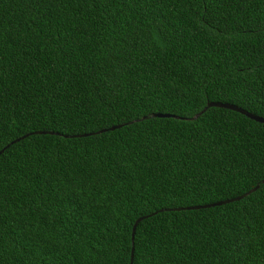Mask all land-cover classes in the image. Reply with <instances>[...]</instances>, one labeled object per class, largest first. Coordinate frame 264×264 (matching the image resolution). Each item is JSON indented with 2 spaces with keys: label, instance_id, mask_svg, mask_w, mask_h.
<instances>
[{
  "label": "trees",
  "instance_id": "16d2710c",
  "mask_svg": "<svg viewBox=\"0 0 264 264\" xmlns=\"http://www.w3.org/2000/svg\"><path fill=\"white\" fill-rule=\"evenodd\" d=\"M209 102L264 118V0H0V264H264V124Z\"/></svg>",
  "mask_w": 264,
  "mask_h": 264
},
{
  "label": "water",
  "instance_id": "95a60500",
  "mask_svg": "<svg viewBox=\"0 0 264 264\" xmlns=\"http://www.w3.org/2000/svg\"><path fill=\"white\" fill-rule=\"evenodd\" d=\"M211 108H219V109H226V110H230V111H233V112H236V113H239L255 122H258V123H262L264 124V118L262 117H259L257 115H254L252 113H250L249 111L237 106V105H234V104H231V103H222V102H209L206 107L203 109V111L198 114L197 116H195L192 120H196L198 119L202 114H204L205 112H207L209 109ZM152 118H157V119H169V118H172V119H179V120H185V118H182V117H179V116H176V115H173V114H169V113H156V114H153L151 116ZM144 119H147V117H144ZM123 125H119V126H114V127H111V128H108V129H105V130H102V131H98V132H95V133H90V134H83V135H75V136H66L67 138H83V137H88V136H94V135H99V134H102V133H105V132H109V131H114L116 129H119V128H122ZM37 135L39 134H54V133H48V132H37L35 133ZM29 135H26V136H23L21 138H18L14 141H12L10 144H8L4 149H2L0 151V156L7 150L9 149L12 145L20 142L21 140H24L25 138H27ZM262 183L264 184V180L262 181ZM260 188V185H257L254 189H252L250 192L238 197V198H234V199H229V200H225V201H221V202H217V203H213V204H208V205H203V206H192V207H187V208H180V209H177L178 211H181V210H184V211H191V210H200V209H208V208H214V207H219V206H222V205H226V204H230V203H233V202H236V201H239V200H242L243 198L249 196L250 194L254 193L255 191H257L258 189ZM157 213H153V214H150V215H145V216H142V217H139L134 225H133V229H132V242L134 243V239H135V235H136V231H137V228L138 226L140 225V223H142L143 221L155 216ZM133 257H134V248L132 249V260H131V264L133 263Z\"/></svg>",
  "mask_w": 264,
  "mask_h": 264
}]
</instances>
